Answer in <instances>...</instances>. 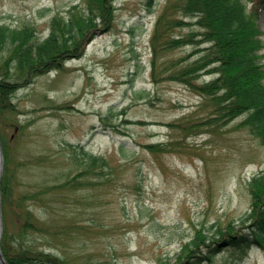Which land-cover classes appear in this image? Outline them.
<instances>
[{"label": "rangeland", "instance_id": "1", "mask_svg": "<svg viewBox=\"0 0 264 264\" xmlns=\"http://www.w3.org/2000/svg\"><path fill=\"white\" fill-rule=\"evenodd\" d=\"M80 1L0 0V23L32 22L44 39L54 13ZM148 1L114 0L113 21L97 30L81 57L20 81L12 95L16 110L0 116L1 153L4 158L6 141L15 169L14 195L4 201L0 188L1 248L7 229L10 252L24 243L70 264H159V257L173 264L197 229L210 237L219 226H241L252 207L247 182L264 170V145L236 127L242 117L216 125V131L177 126L185 116L201 121L211 111L200 106L193 89L166 78V68L190 54L192 44L163 48L153 76L151 36L170 0H154L152 11ZM259 22L264 51V13ZM196 29L173 26L169 34ZM112 106L117 114L103 119ZM158 142L172 150L153 153L145 146ZM72 144L86 145L111 164L79 176L74 185L53 188L79 171ZM0 170L1 183L4 163ZM19 197L47 228L29 231L24 242L18 235ZM240 255L227 247L198 264H264V248Z\"/></svg>", "mask_w": 264, "mask_h": 264}, {"label": "trees", "instance_id": "2", "mask_svg": "<svg viewBox=\"0 0 264 264\" xmlns=\"http://www.w3.org/2000/svg\"><path fill=\"white\" fill-rule=\"evenodd\" d=\"M113 1L81 0L71 4L65 12L56 11L50 19V34L44 39L39 38L32 22L21 27L0 23V116L16 110L12 95L22 79L60 69L67 59L83 55L85 45L95 38L97 30L113 21ZM147 6L152 11L154 0H149ZM263 10L262 1L249 5L247 0H170L158 17L151 36L153 76L164 49L192 44L195 49L190 54L172 61L170 68H166L169 69L166 78L193 89L202 98L200 106L211 111L209 118L201 121L183 117L176 124L184 132L194 128L197 131L205 126L214 130L216 125L218 127L242 117L236 127L248 130L264 145V51L259 27ZM182 25H194L197 29L187 35L172 38L169 30L173 26ZM203 75L212 77L200 81ZM116 114L112 106L103 119L108 120ZM2 144L5 165L1 190L4 201H8L14 195L15 169H12L8 144L6 141ZM70 146L73 164L79 171L71 179L53 188L74 185L77 182L74 180L79 176L99 174L111 164L108 157L94 154L84 144ZM145 146L153 153L172 150L168 148L169 143L164 142L148 143ZM247 186L252 195V207L241 218V226L233 223H229L225 229L219 226L218 235L210 237L202 229H197L194 237L185 241L173 264L211 261L227 247L239 251L241 257L254 246L264 248V170L254 174ZM18 199V235L24 242L29 231H45L47 228L40 225L42 222L32 211L19 204L23 199ZM7 232L5 229L2 240L7 264H70L66 258L24 246V243H21L18 251L10 252L6 243L10 233ZM158 262L171 264L163 257H159Z\"/></svg>", "mask_w": 264, "mask_h": 264}, {"label": "water", "instance_id": "3", "mask_svg": "<svg viewBox=\"0 0 264 264\" xmlns=\"http://www.w3.org/2000/svg\"><path fill=\"white\" fill-rule=\"evenodd\" d=\"M3 163H4V158H3L2 153H1V144H0V169L3 165ZM0 174H1V170H0ZM0 264H7L6 259L3 255V252L1 250V246H0Z\"/></svg>", "mask_w": 264, "mask_h": 264}]
</instances>
